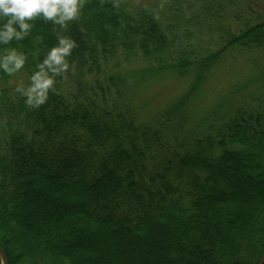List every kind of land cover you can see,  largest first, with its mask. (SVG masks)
Listing matches in <instances>:
<instances>
[{"label": "trees", "instance_id": "trees-1", "mask_svg": "<svg viewBox=\"0 0 264 264\" xmlns=\"http://www.w3.org/2000/svg\"><path fill=\"white\" fill-rule=\"evenodd\" d=\"M236 8L84 0L66 27L36 17L24 39L0 43V57L26 58L13 75L0 69V246L10 264L259 263L264 13ZM59 37L76 43L69 68L29 108L16 89ZM229 58L246 60L244 72L198 109ZM166 76L183 91L148 116L138 94Z\"/></svg>", "mask_w": 264, "mask_h": 264}, {"label": "clouds", "instance_id": "clouds-1", "mask_svg": "<svg viewBox=\"0 0 264 264\" xmlns=\"http://www.w3.org/2000/svg\"><path fill=\"white\" fill-rule=\"evenodd\" d=\"M83 6L84 0H0V21H3L0 43L24 39L32 27L28 21L36 17L42 16L46 21L66 27L67 22L80 17ZM75 47L71 38L59 37L58 45L48 52L43 63L38 65L39 71L31 76L30 85L17 87L16 91L26 97L24 102L29 108H39L48 99L49 90L55 91L54 77L69 68L67 57ZM6 53L0 57V69L13 75L24 67L26 58L16 49L6 50Z\"/></svg>", "mask_w": 264, "mask_h": 264}, {"label": "rangeland", "instance_id": "rangeland-1", "mask_svg": "<svg viewBox=\"0 0 264 264\" xmlns=\"http://www.w3.org/2000/svg\"><path fill=\"white\" fill-rule=\"evenodd\" d=\"M135 3L142 4V3H159L164 0H133ZM252 7L255 11L264 13V0H237V8L242 9L243 11H247L248 7ZM223 65L212 74L209 79V83L202 92L200 99L198 100V109H201L205 106H209L210 103L216 100V98L225 92H229L234 88L233 81L238 78V74L234 72L237 68L240 70V74L244 72L246 68V60H241L237 58H229ZM150 84L151 86L146 85L144 89L138 94L137 100L140 103H146L147 109L146 114L148 116L156 115L161 109L165 107L167 103H169L173 98H175L180 92L183 91L185 82L178 80V79H171L170 77H160L159 79L153 80ZM149 86V87H148ZM79 238L77 237L76 241L77 246L81 243L78 241ZM85 244H90L88 239H82ZM93 244L96 243L98 240H93ZM82 242V244H83ZM92 244V245H93ZM104 246V243L103 245ZM94 253V252H93ZM92 253V257L94 254ZM1 264V262H0Z\"/></svg>", "mask_w": 264, "mask_h": 264}, {"label": "water", "instance_id": "water-1", "mask_svg": "<svg viewBox=\"0 0 264 264\" xmlns=\"http://www.w3.org/2000/svg\"><path fill=\"white\" fill-rule=\"evenodd\" d=\"M0 259H1L2 264H10L8 256L5 250L1 246H0ZM258 264H264V254L262 255Z\"/></svg>", "mask_w": 264, "mask_h": 264}]
</instances>
